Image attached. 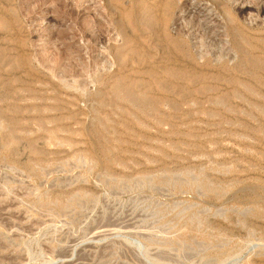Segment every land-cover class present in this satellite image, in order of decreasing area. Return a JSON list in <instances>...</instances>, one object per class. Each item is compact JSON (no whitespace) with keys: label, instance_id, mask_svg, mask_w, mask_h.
I'll return each instance as SVG.
<instances>
[{"label":"rangeland","instance_id":"1","mask_svg":"<svg viewBox=\"0 0 264 264\" xmlns=\"http://www.w3.org/2000/svg\"><path fill=\"white\" fill-rule=\"evenodd\" d=\"M228 1L0 0V264H264V0ZM167 12L205 78L155 70Z\"/></svg>","mask_w":264,"mask_h":264},{"label":"bare ground","instance_id":"2","mask_svg":"<svg viewBox=\"0 0 264 264\" xmlns=\"http://www.w3.org/2000/svg\"><path fill=\"white\" fill-rule=\"evenodd\" d=\"M201 1V0H200ZM214 1L217 6L219 5L220 8H224V10L226 9L228 11V17H229V21H230V9H228V7L226 8L224 5L225 3L227 4L229 1L228 0H212ZM197 5V4H196ZM229 5V3H228ZM215 5V9L219 10V11H222L220 10L218 7ZM169 7V6H168ZM160 10V8H158ZM257 11L259 14H264V6H258L256 8H253L252 6H243V7H238V8H234L233 12L239 17L241 16L242 14H244L245 12L247 11H251V10H254ZM163 11V9H161ZM226 10H225V13H226ZM223 12V11H222ZM137 13V12H136ZM220 14V13H219ZM223 14V13H222ZM137 16V15H136ZM140 16V14H139ZM139 16L137 18H139ZM171 13L167 12L165 15H162L160 16V22L161 24L164 26L165 25V28L167 29V31H169V25L170 24V21H171ZM224 16V15H223ZM139 23V22H138ZM161 25V26H162ZM171 25V24H170ZM162 26V27H163ZM195 25L192 24L191 27H189L188 30H191L193 31V27ZM160 27V26H159ZM165 30H160V29H157L156 30V34H157V39L158 42L162 41V39L160 38V36H163V31L164 32H167ZM188 30L186 32H188ZM195 30V29H194ZM199 29H197L196 31H198ZM230 33V25L228 26V29H227ZM241 30H242V25H240L238 22H237V28H236V31L238 33H241ZM194 31V32H196ZM170 34L169 36V41L167 40L166 42H169V45H174V47L176 48L175 51L173 50L172 52L173 53H170L169 56L166 58L167 60L165 61V64L164 65H160L159 69H155V70H159V71H166L167 75L170 77L171 79V84L172 83H181V84H186V83H189L191 81H194V79L196 78H205L206 77V74L207 72H203V71H206L208 70V68L210 67V65H212V60L208 57L205 59L204 62H197L196 59L197 58V55H195L188 47V43L186 41V39L184 38V36H186L182 33H180L179 35L177 36H174L172 35L171 33V28H170ZM185 32V33H186ZM193 32V33H194ZM143 33V31H142ZM147 33V32H146ZM151 33V32H150ZM153 33V32H152ZM166 34V33H165ZM207 38H210L212 40H215V33L213 31H208L207 33ZM134 35V34H133ZM188 36V35H187ZM217 36V35H216ZM138 37V36H137ZM156 37V36H155ZM166 40V39H165ZM164 40V41H165ZM239 40V39H238ZM241 42V41H240ZM257 42V41H256ZM159 47L160 46H164V45H161V43L158 44ZM192 46V45H191ZM201 48L203 49H210V44H208L206 42V39L205 37H203L201 39ZM192 49V48H191ZM210 51V50H209ZM212 51V50H211ZM171 52V51H170ZM226 52V51H225ZM160 53V52H159ZM202 54V52H200ZM228 53V51H227ZM215 54V53H214ZM203 55V54H202ZM202 55H201V59H202ZM223 57H222V62L218 65H220L221 67L223 68H230V65H229V62H227L226 60V57L225 55L226 54H223ZM206 57V55L204 56ZM221 57V56H220ZM219 61V60H218ZM206 69V70H205ZM219 70V69H218ZM209 71V70H208ZM212 81V80H211ZM230 81V80H229ZM251 82V81H250ZM194 84V83H193Z\"/></svg>","mask_w":264,"mask_h":264}]
</instances>
